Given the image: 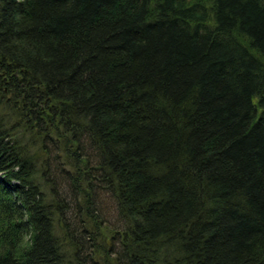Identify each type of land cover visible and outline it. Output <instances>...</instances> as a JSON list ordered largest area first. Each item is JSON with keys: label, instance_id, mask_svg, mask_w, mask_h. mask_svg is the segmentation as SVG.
I'll return each instance as SVG.
<instances>
[{"label": "trees", "instance_id": "1", "mask_svg": "<svg viewBox=\"0 0 264 264\" xmlns=\"http://www.w3.org/2000/svg\"><path fill=\"white\" fill-rule=\"evenodd\" d=\"M0 172V264H264V0H0Z\"/></svg>", "mask_w": 264, "mask_h": 264}, {"label": "rangeland", "instance_id": "2", "mask_svg": "<svg viewBox=\"0 0 264 264\" xmlns=\"http://www.w3.org/2000/svg\"><path fill=\"white\" fill-rule=\"evenodd\" d=\"M85 142L87 143V141H85ZM85 142H84V144H85ZM89 151H91V149H89ZM1 175H2V173L0 172V176ZM50 182L55 183V181L53 180L52 177L50 178ZM43 183H45V180L43 181ZM61 185L65 186V187L67 186L66 182H65V184L62 182ZM62 186H61V188H62ZM66 193H68V196H66V199H67V202L69 205L67 217H68V219L71 218L73 220L72 225H74L73 226L74 229H77V231H81L82 227H83V221H82L83 216L85 217V210H84V208H81L78 210V208L76 206H78L82 201L77 200V194L76 193L71 192V191L69 193V191L67 192V190H66ZM80 199H82V198H80ZM75 202H77L79 204L76 205ZM72 207H73V209H72ZM75 207H76V210H75ZM94 208L96 210H93ZM94 208H93V206H91V209L89 210V214H90V218H92V220L94 219L95 224H96V229H95L96 232L94 235L95 241H96L95 243L98 244L103 249H108V253H110L109 256L112 257L115 254H113L111 252L112 251L111 248L113 247V246H111L113 239L110 238L112 235L111 228L120 229L123 227V222L121 221V217H120L119 211L117 209L115 196L112 193H110L109 191L103 190L102 188H100L97 191V194L95 196ZM81 233H82L81 235H85L83 233V230L81 231ZM78 234L80 235V232ZM69 254L72 257V260H74V256H75L74 253L71 254L69 252ZM91 263H92V260H89V259H86V260L81 259L80 260V264H91ZM97 263H98V261H97Z\"/></svg>", "mask_w": 264, "mask_h": 264}]
</instances>
